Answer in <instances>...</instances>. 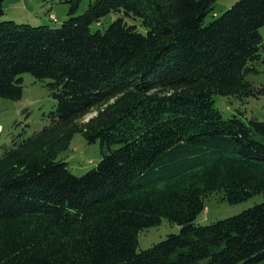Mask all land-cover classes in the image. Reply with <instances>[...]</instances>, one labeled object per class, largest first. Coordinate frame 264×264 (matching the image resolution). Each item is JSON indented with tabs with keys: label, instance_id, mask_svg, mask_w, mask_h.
I'll return each instance as SVG.
<instances>
[{
	"label": "trees",
	"instance_id": "trees-1",
	"mask_svg": "<svg viewBox=\"0 0 264 264\" xmlns=\"http://www.w3.org/2000/svg\"><path fill=\"white\" fill-rule=\"evenodd\" d=\"M4 1L0 97L21 99L31 74L56 110L0 146V264H264V201L196 222L213 196L264 197V122L216 106L264 95L247 80L264 62V0L208 24L218 0H91L60 27L2 20ZM76 134L103 155L83 176L58 159ZM163 220L180 232L138 251Z\"/></svg>",
	"mask_w": 264,
	"mask_h": 264
},
{
	"label": "rangeland",
	"instance_id": "rangeland-1",
	"mask_svg": "<svg viewBox=\"0 0 264 264\" xmlns=\"http://www.w3.org/2000/svg\"><path fill=\"white\" fill-rule=\"evenodd\" d=\"M70 0H5V15L2 20H13L17 23H27L32 26L49 25L60 27L64 21L72 16L83 14L91 0H80L77 11L70 13ZM239 0H218L214 11L207 16L208 24L220 17ZM119 17V14H110L102 19L99 24L92 25V30L102 32ZM264 39V28L260 30ZM264 55V53H263ZM257 71L247 75V80L258 87L264 88V62H260ZM23 94L19 100H10L0 97V146H9L14 138L22 139L31 137L42 130L51 122L50 114L56 110V101L52 97L47 83L49 80H36L31 74H24ZM216 106L225 118L242 112L245 119H256L264 122V95L249 98L244 102L234 98L216 97ZM95 115L85 118L89 120ZM99 142L88 143L83 135L76 134L70 147L58 155L59 160L69 164L71 172L76 176H83L95 168L102 160ZM264 201L262 195H256L246 201L231 204L221 201L213 196L206 201V209L198 216L196 222L200 225H209L214 222L236 216ZM180 227L163 220L162 224L143 231L138 236V251L146 250L153 245L165 240L170 234H178ZM197 264H207L202 261Z\"/></svg>",
	"mask_w": 264,
	"mask_h": 264
},
{
	"label": "built area",
	"instance_id": "built-area-1",
	"mask_svg": "<svg viewBox=\"0 0 264 264\" xmlns=\"http://www.w3.org/2000/svg\"><path fill=\"white\" fill-rule=\"evenodd\" d=\"M0 132H2V127L0 126Z\"/></svg>",
	"mask_w": 264,
	"mask_h": 264
}]
</instances>
